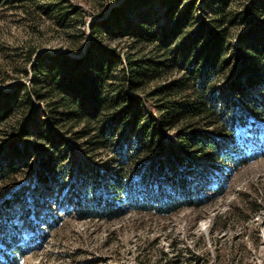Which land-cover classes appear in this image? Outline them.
Listing matches in <instances>:
<instances>
[{"label": "trees", "instance_id": "obj_1", "mask_svg": "<svg viewBox=\"0 0 264 264\" xmlns=\"http://www.w3.org/2000/svg\"><path fill=\"white\" fill-rule=\"evenodd\" d=\"M197 7L196 0H123L89 24L85 44L83 33L77 34L78 45L70 49L78 56L27 47L24 66L15 72L29 77V84L0 87V179L12 182L28 163L31 135L45 148L34 163V180L49 182L73 172L61 165L70 139L65 130L108 152L97 190L92 168H78L81 181L70 180L79 218L113 219L128 207L171 213L200 202L202 188L189 184L187 173L195 170L204 178L197 158H211L227 138L226 125L211 122L220 105L236 106L243 121L249 114L264 115V95L251 93L264 87V0H248L240 10L218 0L209 21L196 18ZM59 9L67 24L70 17L84 22L74 4ZM103 34L132 42L120 49V57L115 46L102 43ZM144 43L152 49L142 48ZM160 69L180 74L145 92V80L158 77ZM220 78L226 82L215 84ZM147 95L155 97L153 106ZM202 122L213 128L202 129ZM20 199L21 192L12 190L2 209L14 215L11 204ZM15 228L7 224L9 239L0 237L13 251L0 264L15 263L16 253L24 252Z\"/></svg>", "mask_w": 264, "mask_h": 264}, {"label": "rangeland", "instance_id": "obj_2", "mask_svg": "<svg viewBox=\"0 0 264 264\" xmlns=\"http://www.w3.org/2000/svg\"><path fill=\"white\" fill-rule=\"evenodd\" d=\"M121 1L0 0V87L8 89L18 81L29 84V77L15 72L24 66L22 55L29 46L38 52L78 56L80 52L70 49L78 45V35L83 33L85 44L90 37L89 24L105 17ZM196 1V18L209 21L218 0ZM228 1L240 10L248 0ZM70 4L77 6L84 22L70 17L73 21L67 24L60 16L59 5L68 8ZM101 38L104 45L115 46L120 57V49L126 50L132 42L129 37L103 34ZM142 46L152 49L150 44ZM160 72L158 77L145 80V92L180 74L176 70ZM224 80L217 79L215 84H224ZM222 88L218 86V92H223ZM251 93L263 96L264 87L257 85ZM147 98L153 106L155 97ZM220 107L211 122L225 124L227 138L211 158H197L204 178L195 170L187 173L189 184L195 189L201 187L205 197L171 213L128 207L113 219L79 218L71 200L70 180L81 181L75 174L78 168H92V186L97 190L108 152L93 149L84 136L70 137L71 133L64 130L70 139L61 165L73 172L49 182L36 181L34 163L45 148L31 135L27 139L31 147L28 163L21 166L12 182L0 179V237L9 239L7 224H15V242L24 251L16 253L12 264H264V115L249 114L243 121L236 106L228 110ZM40 109L41 117L43 104ZM200 127L211 129L213 125L202 122ZM15 189L21 192V199L12 202V215L2 209V199ZM10 253L11 247L0 239V258L6 260Z\"/></svg>", "mask_w": 264, "mask_h": 264}]
</instances>
